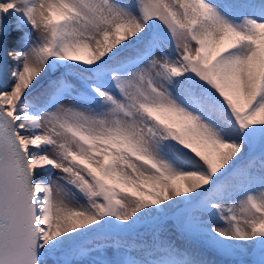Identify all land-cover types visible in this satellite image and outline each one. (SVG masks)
I'll use <instances>...</instances> for the list:
<instances>
[{"label": "snow or ice", "instance_id": "1", "mask_svg": "<svg viewBox=\"0 0 264 264\" xmlns=\"http://www.w3.org/2000/svg\"><path fill=\"white\" fill-rule=\"evenodd\" d=\"M0 264H264V0H0Z\"/></svg>", "mask_w": 264, "mask_h": 264}, {"label": "rangeland", "instance_id": "2", "mask_svg": "<svg viewBox=\"0 0 264 264\" xmlns=\"http://www.w3.org/2000/svg\"><path fill=\"white\" fill-rule=\"evenodd\" d=\"M147 225L153 226L154 224L146 223L145 225H143L140 228L141 229H147L148 228V227H146ZM164 229H166V233H167L164 236L166 239H169V240L175 239V241L178 245L183 243L185 245L186 249L203 250V245H202L201 241L196 240L194 238H192V240H190V237L186 238L184 234H182L180 231H178L176 229L173 221L168 220L166 223H164L162 226L159 227V230H164ZM138 234H140V233L138 232V233L132 234L131 236H125V237H123V239L130 242V243H135L138 241L136 243V244H138L140 239H146L147 237L152 236L150 231H148L147 234L144 236H140Z\"/></svg>", "mask_w": 264, "mask_h": 264}, {"label": "bare ground", "instance_id": "3", "mask_svg": "<svg viewBox=\"0 0 264 264\" xmlns=\"http://www.w3.org/2000/svg\"><path fill=\"white\" fill-rule=\"evenodd\" d=\"M157 56L159 57V53H157ZM163 231H166V229H164ZM167 240V239H166ZM168 241V240H167ZM170 241V240H169ZM172 243L173 244H175V240H172ZM176 245V244H175ZM185 247V245L182 247V248H184Z\"/></svg>", "mask_w": 264, "mask_h": 264}]
</instances>
